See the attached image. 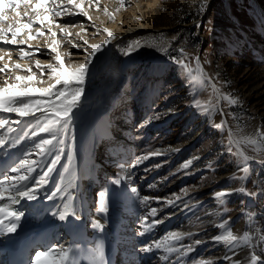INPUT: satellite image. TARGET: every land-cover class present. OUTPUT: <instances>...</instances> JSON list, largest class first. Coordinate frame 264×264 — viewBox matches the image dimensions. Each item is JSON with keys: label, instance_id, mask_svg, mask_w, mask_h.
I'll return each instance as SVG.
<instances>
[{"label": "rangeland", "instance_id": "obj_1", "mask_svg": "<svg viewBox=\"0 0 264 264\" xmlns=\"http://www.w3.org/2000/svg\"><path fill=\"white\" fill-rule=\"evenodd\" d=\"M123 3L125 7H120V0H100L99 11L89 10L91 25L110 26L119 14L138 11L140 6L141 12L137 15L148 27L134 36L141 44L124 70L121 60L126 39L111 41L97 53L90 66L84 84L87 95L83 94L79 107L74 110L67 134L74 145L76 173L89 175L94 164L109 171V175L94 186L90 205L97 211L99 193L106 192L108 211L103 214L113 218L120 212L130 234L144 231L140 226L143 217L147 216L148 221L158 219L162 222L154 226V233L159 237L174 230L198 234L177 245L192 244L194 239L202 241L187 255L191 264L202 259L210 260L212 264H233L230 259L225 260L230 248L213 240L222 231L217 224L221 220L228 221L236 234L245 230H264V153L245 148L252 159L248 162V172L244 173L240 171L242 165L238 159L228 151L229 131L237 138L254 134L257 129L264 132V0H207L203 12L199 10L201 0H123ZM85 7H88L87 2ZM118 7L119 12L116 11ZM104 8L113 13L111 20L104 14ZM130 16L134 19L130 21L136 23L134 14L130 13ZM73 37H77L75 33ZM44 40L45 37H40L31 43L44 44ZM62 43V46L66 45L65 41ZM165 48L166 52L163 51ZM185 55V63L193 69L198 57L204 74L223 94L237 102L221 101L210 115L202 114L194 107V100L205 105L214 102V97L211 86L206 84L203 89L194 86L173 60V57L179 60ZM74 61L82 59L75 58ZM44 78L47 81V76ZM36 116L42 118V113L37 112ZM6 117L12 120L8 114H0V119ZM145 120L149 123L144 124ZM222 120L227 124L223 131L214 127ZM10 126L15 129L9 134L10 139H15L36 127V119L26 117L20 124ZM108 126L117 137L120 134L125 138L132 137V154L128 160L111 155L106 141ZM5 131L0 129L1 134ZM46 137V133L35 137L29 134L15 149L17 161L24 158L26 151L38 152L35 144ZM154 151L162 154L151 156L129 169L137 157ZM30 158L37 159V156ZM52 158H42L43 163L32 175L39 178ZM189 161V167L183 168ZM66 163V157L62 156L56 165L58 174ZM117 173L129 176L122 188L112 184ZM133 187L137 189L135 193L131 191ZM241 187L253 195L238 191ZM148 191L152 193L150 200L142 207L139 201L149 196ZM218 191L230 193L224 197V205L214 199ZM57 200L62 199L57 196ZM169 200L174 204H167ZM152 208L157 209L159 216L156 218L148 216ZM135 210L140 214H134ZM217 212L221 215H216ZM249 214L253 216L251 224L247 221ZM128 238L129 235L122 239L128 243ZM159 251L154 249L153 255L164 258ZM239 255L241 264H247L248 255ZM260 255L264 256V253ZM168 257L172 264H183L176 254Z\"/></svg>", "mask_w": 264, "mask_h": 264}, {"label": "snow or ice", "instance_id": "obj_2", "mask_svg": "<svg viewBox=\"0 0 264 264\" xmlns=\"http://www.w3.org/2000/svg\"><path fill=\"white\" fill-rule=\"evenodd\" d=\"M86 2L87 8L85 7ZM206 2L207 0H201L199 6L201 12H203ZM125 6L123 0H120V7ZM120 7L116 9L117 12L120 11ZM91 8L99 11L100 0H0V45H27V48L0 46V76L4 77L3 83L0 84V114H14L19 118L12 120L0 119V129H6L3 136L0 137V151L7 155L10 150L17 149L29 134L33 137L38 136L40 133L47 134L46 138H41L35 144L38 152L26 151L23 154L24 158L19 159L5 169L2 178H0V201L10 202V206L7 208L0 204V235L16 232L24 213L15 210L12 206L22 200L29 202L37 200L40 189L49 182L48 178L56 170V165L61 161L62 156L66 157L67 163L62 166L63 171L59 174V182L55 184L54 190L47 196V199L51 201L59 196L62 200H65L62 208L52 212L55 219L62 222L67 221L70 216L79 219L72 210L73 197L69 193V189L75 187L76 158L74 145L69 142L67 134L73 120L74 110L79 107L81 97L84 94V84L94 58L116 37L114 33L105 28L103 32L106 38L99 44H90L85 39L86 30L82 24L78 25L72 22L61 24L57 22V18L82 15L91 21L92 17L89 15V9ZM103 11L110 20L113 18V13H110L107 8H104ZM34 25H39V27H34ZM197 26L199 27V25ZM70 27H80V31L75 35L83 40V44H76L72 40H68V43L71 44L72 48L82 50L85 54L83 61L75 64L65 59V57L74 55L73 53L65 52L62 54L59 50L62 46L59 37H71L73 35L69 31ZM45 28L47 29L46 32L44 31ZM96 34H99V31L94 33V35ZM22 35L24 38H19ZM40 37L46 38L44 46L48 49V52L44 55L55 54L52 57L54 63L42 64L40 59L34 58L40 54L39 45L34 50H29L32 48L30 42L38 40ZM140 44V41L130 44L124 51V55H129ZM163 51L166 52L167 49L165 48ZM180 51L183 53V49ZM13 52L16 53L18 59H13ZM186 59V55L179 60L173 57V60L180 65L194 86L201 89L206 87V84L211 86L214 102L209 101L205 105H202L199 100L193 102V106L199 109L202 114L210 115L215 112L221 101H227L229 104L237 102L230 96L223 94L213 81L204 74L198 57L196 58L195 69L190 68L185 63ZM25 60H28L29 63H22ZM45 76H47V81H51V83H47V86H41L46 83ZM37 112L42 113V118L36 116ZM26 117L35 118L36 127L23 132L15 139H10L9 134L15 131L10 125L20 124ZM147 123L149 121L145 120L144 124ZM214 127L223 131L227 124L222 120ZM228 145V151L242 165L240 171L247 173L248 162L252 157L247 155L244 149L251 148L254 152L264 153V132L257 129L254 134L237 138L235 134L229 131ZM161 154L159 151H154L148 155L139 156L134 163L130 164L129 169L137 167L151 156ZM34 155L37 156V159L30 158ZM47 156H53L47 164V170L43 171L39 178L34 177L32 173L41 166L43 163L42 158ZM190 163L191 161L183 164V168H188ZM127 179H129L127 173H117L116 178L112 180V184L122 188ZM131 191L135 193L137 189L133 187ZM238 191L253 195L243 187ZM106 195L104 191L99 193L98 212L106 213L108 211ZM228 195L230 193L218 191L215 193L214 199L220 205H224V197ZM176 199L179 200L180 197L177 196ZM148 200L149 197L141 198L140 205L142 207L146 206ZM166 203L172 205L174 201L169 200ZM224 211L226 212L227 209L224 208ZM215 214L221 215L220 212ZM148 215L155 217L157 209L152 208ZM252 219V214H249L247 217L249 224H251ZM161 222V220L156 219L149 222L147 216L143 217L140 226L144 231L140 235H144L145 232L150 231L152 227ZM92 227L103 231V225L98 221L94 222ZM217 227L222 231L219 235L213 237L214 241L225 244L234 253L236 249H248L247 264H264V256L260 255V253H264V230H245L242 234H236L226 220H221ZM196 235L198 234L192 232L170 231L162 239L154 241L151 245L143 248V251L148 253L156 249L165 253L164 258L176 254L179 260L194 251V246L200 245L202 241L194 239L192 244H180L179 246L175 242ZM81 259L86 261L87 264H106L103 241H97L94 247L83 254ZM225 259H230V257H225ZM31 264H80V260L75 258L74 249L59 246L49 247L45 251H36ZM193 264H212V261L202 259L193 262ZM233 264H241V262L233 261Z\"/></svg>", "mask_w": 264, "mask_h": 264}, {"label": "bare ground", "instance_id": "obj_3", "mask_svg": "<svg viewBox=\"0 0 264 264\" xmlns=\"http://www.w3.org/2000/svg\"><path fill=\"white\" fill-rule=\"evenodd\" d=\"M147 4H149V2H147ZM137 8L138 11L134 10L133 12L119 14L118 18L116 19V22L112 23L110 26H104V25L93 26L91 25V21H88V19L82 15L64 16L63 18H57V22L61 24H66L69 22L77 23L79 21L78 25L79 24L83 25L84 29L86 30L85 39H87L90 44L101 43L100 41L106 38L103 29L107 28L109 31L114 33L116 37L115 39L116 41L126 39L125 41L127 44L126 46L127 49L130 44H133L135 42L134 36L140 33L141 31L145 30L146 27H148L140 21V17L137 15V12L138 13L141 12L140 11L141 9L140 6H138ZM130 13L134 14L136 23H134V21H130L133 16V15L130 16ZM34 26L39 27V25H34ZM91 26H93V30ZM56 31L59 32L58 29H56ZM69 31L73 33L71 37H59V39L61 40V44H63L62 43L63 41H65L66 44L64 46H61L59 50L61 51L62 54L65 52L74 54L69 57H65V59L68 62H71L73 64L82 62L85 55L84 52L82 50L72 48L71 44L68 43V40H72L76 44H81V45L83 44V40L76 41V38L79 37L76 38L73 37L74 33L80 31V27H74V29L73 27H70ZM98 31L99 34H96L98 35L96 38L94 37L95 36L94 33H97ZM82 35H84V33H82ZM42 43L40 42L31 43L32 48L29 50L32 51L39 45L40 54L35 56L34 58L40 59L42 64H46L48 62L54 63L52 57L55 54L53 53L51 55H44V53L48 52V49L44 46L45 43L44 44ZM0 46L7 48H17V47L27 48V45H20V46L0 45ZM136 49L137 48H135V50H133L127 56L123 55V58L121 60L122 70H124L127 67L130 60L129 58L132 55H134ZM75 58L82 59V61L75 62L74 61ZM13 59H18V56L16 55L15 52H13ZM22 63H29V61L25 60ZM3 80L4 77L0 76V84L3 83ZM87 80L88 77L86 78L85 83H87ZM41 86H47V81L44 85ZM84 95H87L86 89ZM8 115L11 119H19L14 114L11 115L8 114ZM107 130L108 132L106 131L107 132L106 141L109 142L108 148L111 150V155H113V157L119 158L120 160H122L123 158H127L128 160L129 155L132 154L131 152L132 145L130 142L131 136L125 138L123 134H120V136L117 137L118 135L116 136L115 135L116 133L109 126ZM3 134L0 133V137H2ZM14 153H15V149L10 150V152L7 155L3 151H0V178H2L1 175L2 171L8 168L12 163L17 161V156ZM58 175L59 174L57 170H55V172L48 178L49 182L43 185V187L40 189L37 200L31 202L27 200H22L16 205L12 206L15 208V210L23 212L24 216L19 221V226L16 232L5 233L3 235H0V264H31V260L36 251H45L48 249L45 247H55V246L70 247L74 249L75 258L80 260V264H87V262L81 259V257L83 256V254L86 253L87 250L94 247L97 241H101V240L103 241V245H104V255H105L106 264H113V262L115 264H170V263L172 264V261L171 259L169 260L168 256L165 258V260L168 261L166 263H162V261H165L164 258L160 257V255L158 257H155V255H153L154 250L148 253L143 251V248L151 245L154 241L162 239L165 236V234L168 233L169 231L163 234L161 237H159L158 233H154L155 227H152L150 232L147 233V236L149 235L148 238L146 235H145L146 237L140 235V230H137L134 233L130 234L129 230L125 226L126 220L123 217L121 218L120 212H117V214L113 216V218H107L103 213H98L97 211L92 209L90 202H91L92 191L94 189V186L97 185L102 179H104L106 176L109 175V171L106 170L105 167L100 168V164H94L92 166V172L89 175L82 176L79 173H76L75 187L69 190V193L73 197L71 202L72 210L76 213L79 219H76L75 217L72 216L68 217L67 221L65 222L55 219L52 216V212L57 211L58 208H62L65 200H57L56 197L54 200L50 201L47 199V196L54 190V186L57 183ZM150 194L152 193L149 192L148 197H151ZM130 202L133 201L131 200ZM0 204H2L6 208L10 206V202L8 201H0ZM134 214H140L139 210H135ZM157 216L159 215L157 214ZM160 218H164V217H160ZM97 221L103 225V231L94 229L92 227V224ZM172 232H181V230H177V231L174 230ZM127 235H129L128 243H126L122 239V238H127ZM175 243L178 245V242ZM133 249L136 251H133ZM240 253H243L244 255H248V249L246 248L244 250L236 249L235 253L230 249L228 253V257H230V260L232 262L241 261L242 259L239 255ZM163 254L165 255V253ZM180 261L183 264H191V261L188 260V256L182 257ZM178 264H180V262H178Z\"/></svg>", "mask_w": 264, "mask_h": 264}, {"label": "trees", "instance_id": "obj_4", "mask_svg": "<svg viewBox=\"0 0 264 264\" xmlns=\"http://www.w3.org/2000/svg\"><path fill=\"white\" fill-rule=\"evenodd\" d=\"M192 15V14H191ZM192 17V16H191Z\"/></svg>", "mask_w": 264, "mask_h": 264}]
</instances>
